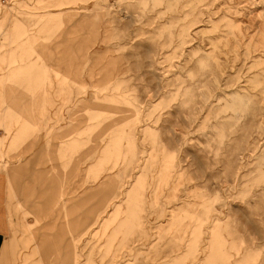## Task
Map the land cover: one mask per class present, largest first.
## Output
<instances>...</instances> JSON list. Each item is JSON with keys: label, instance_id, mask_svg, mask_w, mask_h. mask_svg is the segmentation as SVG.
Instances as JSON below:
<instances>
[{"label": "rangeland", "instance_id": "rangeland-1", "mask_svg": "<svg viewBox=\"0 0 264 264\" xmlns=\"http://www.w3.org/2000/svg\"><path fill=\"white\" fill-rule=\"evenodd\" d=\"M0 210V264H264V0H0Z\"/></svg>", "mask_w": 264, "mask_h": 264}, {"label": "crops", "instance_id": "crops-1", "mask_svg": "<svg viewBox=\"0 0 264 264\" xmlns=\"http://www.w3.org/2000/svg\"><path fill=\"white\" fill-rule=\"evenodd\" d=\"M5 193H7L6 191H5ZM6 194H5V196H4V201L6 202ZM3 201V202H4ZM4 211H5V213H6V204H5V206H4ZM2 212V210H0V214H2L1 213ZM1 217H2V215H1ZM9 235V232L8 233H3L2 231H0V243H1V240H3L2 238H5L6 236H8Z\"/></svg>", "mask_w": 264, "mask_h": 264}]
</instances>
